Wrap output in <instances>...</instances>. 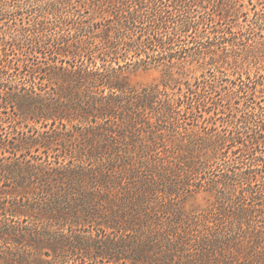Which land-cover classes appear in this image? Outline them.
Segmentation results:
<instances>
[{
    "label": "trees",
    "instance_id": "1",
    "mask_svg": "<svg viewBox=\"0 0 264 264\" xmlns=\"http://www.w3.org/2000/svg\"><path fill=\"white\" fill-rule=\"evenodd\" d=\"M13 1L16 9L10 13L17 16L32 0ZM77 1L39 6L27 26L0 32V114L9 119L4 125L0 118V264H137L141 257L149 261L144 247L150 252L151 242L144 228L150 227L156 211L153 198L158 200V192L178 196L188 187L212 198L207 213L216 209L248 228L252 217L263 222L264 102L252 96L264 93V75L254 80L239 77L226 100L201 98L187 88L195 95L187 97L194 110L209 102L211 115L205 120L211 126L201 142L197 131L186 137L190 116L176 117L186 105L184 94L168 98L156 88L136 90L121 76L122 68L133 64L162 67L170 75L187 57L199 67L215 65L219 71L227 66L242 74L254 50L249 43L241 47L247 40L244 33L232 32L230 26L219 43L186 56L173 46L182 35L196 33L201 22L169 15L166 2L178 9L202 0ZM0 2L1 11L8 0ZM116 3L122 4L121 12ZM79 6L93 10L101 21L87 24ZM257 45L254 60L260 59L264 42ZM156 47L161 54L153 53ZM240 94L251 111L236 117L240 108L234 113L225 101L230 107ZM189 109L191 114L193 107ZM220 113L230 124L222 134L214 128ZM166 123L173 125L168 147L157 142L163 138L160 131L168 132ZM21 124H26L24 129ZM226 149L232 156L239 151V165L230 159L219 177L188 184ZM133 157L142 160L133 162ZM254 177L261 180L257 188ZM231 196L255 202L251 218L246 220L248 210L242 203L237 206L242 215L230 214L227 209L235 202ZM180 214L175 218L181 222ZM189 216L190 223L197 224L194 213ZM221 238L212 239L203 255L211 253L214 243H229ZM247 239L251 252H264V228L249 231ZM247 255L250 264L253 255Z\"/></svg>",
    "mask_w": 264,
    "mask_h": 264
},
{
    "label": "rangeland",
    "instance_id": "2",
    "mask_svg": "<svg viewBox=\"0 0 264 264\" xmlns=\"http://www.w3.org/2000/svg\"><path fill=\"white\" fill-rule=\"evenodd\" d=\"M53 1L55 0H32L24 6L20 15L12 16L10 12L14 11L16 8L14 1L8 0L5 8L0 11V32L10 27L27 26L31 23L34 12L38 10L39 6ZM71 1L76 2V0ZM80 1L81 0H78L77 2ZM188 1L190 0H187V3ZM230 2H232V5H229L230 3H228V0H202L200 5L189 6L188 3L187 6L182 4L180 8L175 9L178 5L175 6L172 1H167L166 9L169 15L189 16V18H194L201 22L196 33L193 30L186 35H182L181 38L178 39L179 41L173 46L175 51H180V53L183 52L186 56H190L193 52L201 50L203 46L209 45L210 43H219L221 41V36H223V30L227 31V28L229 29L230 26L232 32L240 31V33H244L247 40H245L241 47L249 43L254 45V50L247 62L243 64L242 74H239V72L235 74L233 68L229 69L227 66L220 68L219 71L215 68V65L203 64L202 67H199L200 63L192 61L191 57H187L188 61L186 64H182V66L179 67L175 66L170 75L168 74L169 72L162 67L143 69L134 64L128 68L124 67L121 70V76L127 81L130 87H134L136 90L156 88L161 94H165L168 98H177L184 94L186 96V105H183L184 107L180 115H176V117H183L182 114H184V117L187 119L190 116V121H188L189 124L185 126L188 130L186 137H188L187 134L192 135L194 131H197L200 134V142L201 136L203 139L204 132L211 126V124L205 120L209 114L211 115V111L209 114L207 113V109L210 108L209 102L207 101L208 103L206 102L203 104L205 107H199L198 111L197 109L194 110V103L189 102V99H191V97L193 99L195 95L189 94L187 88L196 91L201 98L210 96V98H214L215 101L219 99L223 100L224 98L226 100V95L230 94V87L239 84V77H241L242 80H246L247 77L254 80L256 75H264V48L262 49L263 52L259 54L261 55L259 56L260 59H253L255 48L259 47L257 43L261 41L264 42V0H230ZM115 6L119 9V12H121L122 4L116 3ZM131 6H133V4H131ZM230 6H232V8L234 6L239 12L236 13L234 10L231 11ZM79 8V15L83 16L87 24L89 22L101 21V17L94 13L93 10L85 9L80 6ZM228 9L230 11L227 13ZM228 16H230L231 20L228 19ZM48 17L51 18V16ZM92 17L94 20L91 19ZM104 23L105 22H103V24ZM246 41L248 42L246 43ZM161 52V48H154V54H161ZM39 59L40 61L46 62V59L43 57ZM40 64L43 65L42 63ZM120 64H122V62ZM45 87H47L46 90H48V92H52L49 88V84L45 85ZM211 87H213V89ZM187 97L189 98L188 100ZM252 97H254L253 99L255 102H264V93L256 92ZM159 98L163 99L164 95H160ZM245 101V97L240 94L236 99L231 100L230 107L226 101L225 106L234 110V113L237 107L240 108L241 111L237 112V115H235L239 117L243 112L251 111L250 108H245L247 104V101L246 103ZM191 107H193V111L190 114L189 111L191 109L189 108ZM2 111L5 110L3 109ZM9 114H11V112ZM12 115L13 114H11V116ZM195 116H197V119H195ZM225 116L226 115L220 113L215 117L216 124L214 128H216V132L219 134L224 133L226 129L230 128V124H227L228 118H225ZM0 118H3L4 125L9 123V119L5 120L6 115L4 113L0 114ZM195 124H197L198 127H193ZM24 125L26 126V124H21L22 128ZM28 126H32V124L28 123ZM171 126L173 125L168 123H166V127L165 125L163 126V128L168 127V132L164 129L160 131L163 138L157 141L159 144H167L166 146H169V141L167 142L166 140L172 132ZM36 128L39 129L38 131L40 132L43 131V129L38 128V126ZM203 141H205V138ZM230 150L226 149V154L220 155L218 158L214 159L213 162L209 161L208 166L206 165L203 169V173L195 174L194 178L192 177V180H190L188 184H196L198 182L204 183L205 180H210L214 178V176L219 177L227 167L228 162L231 161L230 159H234V162L239 165L241 161L239 151H236V154L232 156L231 152H229ZM232 150L236 149L232 148ZM173 156L177 158V153ZM139 160L142 159L139 157L135 159V157H133V162ZM239 168H241V166H239ZM252 182V185L257 188L261 180L259 177L256 179L254 177ZM193 189V187H188L187 191L180 192L178 196L169 195V193L167 195H162L158 192L156 194L158 200L153 198L154 205L152 208L156 211L150 216V227L144 228L147 234L146 236L151 242L150 252H147L145 247L144 250L151 259L146 261L145 257L144 259L141 257L137 264H248L249 256L247 254H249V252L253 255V258H250V260L253 259V262L250 261V264H264V252H259L261 255L258 254V256L254 252H251V240L247 239V233L249 231L252 234L255 228L260 230L264 228V218L262 219L263 222L257 223V221L255 222V218L249 216V211L253 208H257L255 202L247 197L239 201L240 199L236 198L237 196H231L235 202L227 209L230 214L235 212L236 214L239 213L242 215L243 212L237 211V206L242 203V205H240L241 208L248 210V212L245 213L246 220L247 216L251 218L250 227L248 228L245 224L241 225L242 222L237 218L223 217L216 209H212L211 212L207 213L206 210H209L207 205L212 201V198L204 192H196L195 189ZM179 212L181 213V222L175 218ZM193 213L197 217L195 219L197 224H191L189 221V217H191L189 215ZM206 213L208 214L207 221L204 219L205 217L207 218ZM202 216L204 218H202ZM219 237H222L221 239L229 243H214L215 246L212 247L211 253L208 252L204 256L203 248H206L208 246L207 244H210L212 239L218 242L219 239L217 240V238ZM125 238L130 240V236H126ZM136 244L137 242L135 245ZM207 249L209 250V247ZM124 262L122 263L130 264ZM88 264L108 263L88 262ZM134 264H136L135 261Z\"/></svg>",
    "mask_w": 264,
    "mask_h": 264
}]
</instances>
